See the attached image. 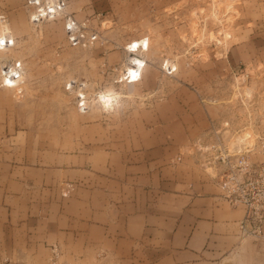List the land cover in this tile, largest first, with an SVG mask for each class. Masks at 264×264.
Returning <instances> with one entry per match:
<instances>
[{
	"label": "crops",
	"instance_id": "0c3cea01",
	"mask_svg": "<svg viewBox=\"0 0 264 264\" xmlns=\"http://www.w3.org/2000/svg\"><path fill=\"white\" fill-rule=\"evenodd\" d=\"M23 3L0 0V15H22ZM250 28L226 51L227 71L264 74V11ZM7 89L0 264H54V249L56 264H264V240L240 229L245 208L225 200L215 169L190 150L214 120L194 93L178 90L118 122L87 123L78 138L50 135L42 148L34 122L26 129L25 117L11 114L27 105L3 102Z\"/></svg>",
	"mask_w": 264,
	"mask_h": 264
},
{
	"label": "rangeland",
	"instance_id": "374dc122",
	"mask_svg": "<svg viewBox=\"0 0 264 264\" xmlns=\"http://www.w3.org/2000/svg\"><path fill=\"white\" fill-rule=\"evenodd\" d=\"M23 2L22 15L12 20L0 15V36L7 29L15 43L0 50V72L8 62L19 61L23 83L7 89L0 77V88L9 92L3 102L27 105L11 114L24 116L26 129L34 122L35 147L38 135L42 148L50 146V135L78 138L87 123L118 122L176 98L178 90L214 108L208 137L190 149L206 162L218 149L256 145L264 133L262 69L230 72L222 65L228 48L247 39L263 14L257 0H67L72 17L98 35L83 48L69 45L62 18L31 23ZM143 40L147 51L139 60L146 66L135 83L128 47L141 52L144 46L135 48L134 42ZM72 81L79 87L70 92ZM81 94L89 102L86 112L79 109ZM108 97L111 104L104 106ZM78 147L74 140L73 149Z\"/></svg>",
	"mask_w": 264,
	"mask_h": 264
},
{
	"label": "built area",
	"instance_id": "2783aa9c",
	"mask_svg": "<svg viewBox=\"0 0 264 264\" xmlns=\"http://www.w3.org/2000/svg\"><path fill=\"white\" fill-rule=\"evenodd\" d=\"M28 9L30 22L37 25L44 21L62 18L64 20V31L70 46L83 48L92 45L98 40L97 33L90 31L87 26L80 23L68 12L67 0H24ZM4 22V18H0ZM8 35V34H7ZM13 40L0 43V50L13 48ZM128 63L136 65L138 77L135 83L142 79L145 69V60L140 65L138 58L143 60L147 47L137 52L130 47ZM25 74L24 66L19 61H10L5 64L0 72L1 84L5 88H14L23 83ZM125 80H127L125 78ZM128 83H130L128 81ZM68 91H73L79 84L75 81L69 82ZM79 109L81 112L89 110V102L84 94L79 96ZM214 148V147H213ZM257 149L256 159L252 153ZM210 164L216 171L218 181L225 200L233 207L245 208L246 217L240 225L244 237H256L264 240V133L258 135L256 145L244 147L243 149H218L209 159ZM59 257L57 249L53 250L52 262L56 264Z\"/></svg>",
	"mask_w": 264,
	"mask_h": 264
},
{
	"label": "bare ground",
	"instance_id": "6f19581e",
	"mask_svg": "<svg viewBox=\"0 0 264 264\" xmlns=\"http://www.w3.org/2000/svg\"><path fill=\"white\" fill-rule=\"evenodd\" d=\"M5 31V35H1L0 36V43H2L3 41H8V40H13L10 35L8 34V30H4ZM8 34V35H7ZM135 44V48H141L140 44L145 46L146 45V41L143 40L142 42L138 43V42H134ZM6 50V49H5ZM133 60H137V59H133ZM143 61L142 60H139L138 59V64H142ZM128 70L131 72V75L130 77L132 78H136L138 77L137 73H138V70L136 68V65L132 66V65H129L128 66ZM104 101V106H107V105H110L111 104V99L108 97V99L106 100H103ZM237 143V142H236ZM247 143V142H246ZM233 148V147H232Z\"/></svg>",
	"mask_w": 264,
	"mask_h": 264
}]
</instances>
